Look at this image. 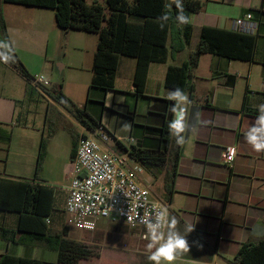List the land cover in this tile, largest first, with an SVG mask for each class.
<instances>
[{
	"label": "crops",
	"instance_id": "0c3cea01",
	"mask_svg": "<svg viewBox=\"0 0 264 264\" xmlns=\"http://www.w3.org/2000/svg\"><path fill=\"white\" fill-rule=\"evenodd\" d=\"M198 1L201 3L200 9L190 12L189 16V23L193 27V35L190 45L175 57H172L170 52H168L167 60L163 63L153 62L149 65L143 96H138L136 94L134 85V75L137 64L136 59L133 61V58L121 56L115 77L114 90L107 92L104 91L103 105L99 118L94 115V112L87 110L95 120L101 121V127L105 131L113 135L116 141H119L128 149L129 146L126 144L127 138L130 136H133L136 139L137 147L156 148L160 146L161 128L164 120L167 119L166 113L163 112V101L169 100L168 93L171 91L165 86L167 71L170 67L181 66L189 59L190 55L198 46L203 27L234 31V21L238 17L248 13V10H258L261 11L259 15L261 25L257 36V43L259 38L264 39V0ZM234 1L236 2L232 3ZM14 50H17L15 46ZM80 50L82 51L81 48ZM93 51L94 52L91 50L92 61L96 49ZM236 61L239 60H231L212 54H203L200 58L198 68L193 73L194 75L192 79L195 84L194 95L196 102L193 104L191 103V106L197 105L200 107L199 117L195 127L191 129L188 135L186 133L185 143L180 146V158L176 175L174 177L173 188L174 193L179 192V187H184L185 190H183V193L185 195L195 196L200 199V197H203L204 182H209V179L200 178L202 170L206 171L205 166L210 162L224 164L222 155L225 148L229 146L236 147V158L232 167L229 168V175H225V178L228 177V189L224 201L223 213L225 217L224 221L227 220V215L229 213L233 217L234 215L228 208L230 205H235L236 207L241 208V210H244V220L241 224H236L237 220L228 222V224L237 225L236 229L240 230V233L237 236L235 233L231 235L229 231H227V234L230 236H224L222 234L224 222L222 223L218 245L221 250L225 247V251L222 252V256H220V254L215 255L214 260L216 261L220 256L225 264H232L231 261H233L243 243L256 242L260 238L253 235L252 230L254 226L259 225L264 227V153L255 152L251 146L246 143L244 133L251 126L256 117L250 116L242 111L244 102L247 107L252 109H257V105L264 104V90L259 99H248L245 96L240 109L232 104L231 98L233 97V94H220V99L216 98L218 94L217 90L219 88L224 89V87H234L237 82L236 78L241 76L236 70ZM0 64L7 68L21 82L15 84L10 79L7 84H0V126L3 130L9 131L11 134L9 142H7L3 135H0V228L15 229L19 214L13 212V209H15L14 194L18 189V184L26 183L52 188L50 182L55 180L56 176L50 169H47L48 165L52 166V162L47 163L49 160L48 147L42 170L38 176H35L39 148L42 138L45 136L42 128L30 126L28 123L29 114L33 111V106L40 102L38 95L29 98L27 95V87L29 85L26 82L25 77L17 70L10 68L7 63L0 61ZM23 65L25 70L29 71L28 66L25 64ZM65 67L66 65L62 66V68ZM74 67L77 69L80 68L79 65H75ZM249 69L251 70V66ZM121 72L126 73L128 83L127 90H119L118 88L120 79L119 75H122ZM6 74V71L0 68V78L6 76ZM231 78H234L233 86L229 83ZM262 86L264 87V83H262ZM129 95L134 97L135 106L133 111L127 106V98ZM65 96L72 102L68 95L65 94ZM140 100H148V103H144L142 109H138ZM22 104L24 106L23 112H25L26 116L23 117V120L20 123H15V120L19 115V106ZM116 106L122 107L126 109V111L119 110V113H121L119 114L116 112ZM78 107L83 106L79 105ZM51 112H57L60 116H63L68 120L73 117L68 118L64 113V109H62L59 104H55L52 100H50V103L46 104L45 121L48 120V115H50ZM114 113H118L119 118H124L131 124V132H128L127 134H118L117 126L110 128V124L108 125L105 120L108 116H111ZM125 114L128 116L132 115L133 118L132 116L126 117L124 116ZM187 119L188 115L186 117V123ZM70 122H74L78 125V127L81 128V131L80 133L71 135V151L69 154V163H67V168H69V170L68 175L65 176V179L68 180L69 183V172L74 160V157H71L73 136L80 137L84 130H88L86 127L78 123L74 117ZM138 127H140V130L137 129ZM54 139V136H52L49 142H52ZM175 144V138L172 136L169 149H173ZM113 146L115 147L116 145L113 144ZM203 163L205 166L201 167L200 164ZM53 165H56V162H54ZM170 167L171 163L169 160L165 165L163 172L159 174V180L162 182L163 194H165V176L170 170ZM216 179L211 180L210 182H218ZM195 181H198L199 185L194 189L192 188V183ZM52 189L54 191V210L56 193L54 188ZM63 193L64 194L61 197V208L59 209L63 214H66L68 186ZM53 210L51 215L47 218V223L49 224L52 233H60L59 224L63 221L60 217L62 214L58 212L56 215L53 213ZM235 216L238 217L240 215L237 214ZM201 233L209 234V232L203 230ZM21 236L22 234H18L17 237L20 238V240L25 239V237ZM26 239L28 240L29 238L27 237ZM203 243L206 246L208 245V242L206 241H203ZM5 254L33 259L44 262L45 264H57L59 257L58 252L47 248L42 243H17L10 240L0 239V257ZM214 264L217 263L215 262Z\"/></svg>",
	"mask_w": 264,
	"mask_h": 264
},
{
	"label": "trees",
	"instance_id": "16d2710c",
	"mask_svg": "<svg viewBox=\"0 0 264 264\" xmlns=\"http://www.w3.org/2000/svg\"><path fill=\"white\" fill-rule=\"evenodd\" d=\"M11 4L47 8L55 11L57 25L64 30H77L98 35V43L93 59V76L91 87L113 91L115 77L121 56L134 58L137 61L134 85L136 94L143 96L147 80L149 65L153 62L163 63L167 60L168 52L172 57L181 53L190 45L193 27L188 22L180 24L175 17L181 14L173 0H106L107 9L100 3L88 4L86 0H2ZM171 5V8L167 6ZM183 15L188 18L190 12L201 7L198 0H182ZM169 12L171 19L161 21L159 18ZM260 18L261 11L248 10ZM163 23V27L161 24ZM257 35H248L236 31L222 30L212 27H203L196 50L181 66L170 67L166 74L165 86L170 90L180 88L188 93L190 103H195V84L193 73L198 68L203 54H212L231 60L254 62L257 45ZM9 40L3 22L0 19V40ZM19 69L25 78L32 76L19 64L14 53V62L9 63ZM264 64V62H263ZM18 71V72H19ZM234 85V78L229 81ZM63 85H53L48 89V96L72 114L74 119L89 131L94 132L101 127V121L95 120L87 111L86 106L74 105L63 92ZM27 95L32 98L39 95L30 86ZM164 111L167 119L161 128L160 146L156 148H143L132 145L126 148L116 141L115 149L128 154L129 157L141 164L146 170L161 174L170 160L171 167L165 176V193L171 198L174 188V177L179 164L180 146L175 144L169 149L172 136L168 130V122L173 119L171 107L173 102L164 100ZM103 105V102H102ZM242 111L250 116L258 115L257 109L246 106L244 102ZM0 135L7 142L11 134L0 126ZM79 137V136H78ZM77 136H73V149L71 157H75L78 144ZM47 154V141L43 137L35 169V176L42 170ZM171 195V196H170ZM54 191L52 188L19 183L14 194L15 209L19 214L15 229L0 228V239L12 242L42 243L47 248L58 252L57 264H76L80 260L99 258L89 250L82 248L75 241L67 238V228L61 233H52L47 218L53 210ZM264 224V220H263ZM18 234L25 239L20 240ZM29 238L28 240L26 238ZM27 240V241H26ZM232 264H264V236L256 242H245L241 245ZM0 264H45L44 262L21 258L5 254L0 257ZM151 264V262H150Z\"/></svg>",
	"mask_w": 264,
	"mask_h": 264
},
{
	"label": "rangeland",
	"instance_id": "374dc122",
	"mask_svg": "<svg viewBox=\"0 0 264 264\" xmlns=\"http://www.w3.org/2000/svg\"><path fill=\"white\" fill-rule=\"evenodd\" d=\"M128 1L130 3L134 2V0ZM86 2L88 4L94 2L100 3L108 12L109 8L106 0H86ZM0 19L5 26L8 39L13 42L18 50H14V53L19 64L23 68V64L28 66L29 71H26V73L32 77L44 75L51 83L48 89L53 85L62 84L64 93L70 97L74 105L86 106L88 111L94 112V115L99 118L105 92L102 89L90 86L93 74L91 50L94 52L93 50L96 49L98 35L60 28L56 23L55 11L52 9L11 4L2 2V0H0ZM132 60L135 61L134 58ZM263 62L264 39L259 38L254 62L236 61V70L241 76L236 78L237 82L234 87L219 88L216 98L220 99V94H233L231 98L232 104L239 109L245 96L248 99L261 98V93L264 90L262 86V83H264ZM7 65L19 71L17 67L11 64L7 63ZM65 65L66 67L62 68ZM75 65H79L80 68L77 69L74 67ZM250 66L251 70L249 69ZM0 68L4 69L7 73L6 76L0 78L1 85L7 84L10 79L15 84L21 83L3 65L0 64ZM121 73L122 75H119L118 88L119 90H127L126 73ZM49 98L52 100L51 97ZM38 99L40 102L33 106V111L29 114L28 124L44 130V136L49 149V160L47 163L52 162V166L48 165L47 169H50L56 176V179L50 182L56 193L53 213L56 215L58 212L61 213L60 217L63 219L62 223L59 224V231L61 233L63 228L66 227L68 239L75 241L82 248L92 252L93 255L99 256V258H92L91 260H80L76 264H150V261L147 259L149 252L146 245L148 242L139 239L138 231L130 229L125 224L118 223L119 218L115 214L111 216V219H115L116 223H112L109 220H100L98 228L92 232L75 230L67 225L66 214H63L59 208H61L63 192L69 186V181L65 179V176L68 175L69 170L67 163H69L71 151V135L80 133L81 128L74 122H70L73 117L62 106L60 107L64 109L65 115L68 118L72 117L70 120L60 116L57 112H51L48 115V120L45 121L46 104L50 103V101L40 94L38 95ZM127 99V106L133 111L135 106L134 97L129 95ZM144 103L147 104L148 100H140L138 109H142ZM190 106L191 103L185 105L187 115ZM115 108L118 113L120 112L119 110L126 111V109L119 106ZM23 110L24 106L22 104L19 106V115L15 123H20L23 117L26 116ZM118 113L108 116L105 121L108 125L110 124V128L117 126L118 134H127L128 132H124L121 129L122 124L128 121L124 118H119ZM124 116L127 117L128 115L125 114ZM137 129L140 130V127ZM52 136L55 139L49 142ZM103 146L105 148V145ZM108 146L110 149L123 155L128 161L130 160L127 153L123 154L121 150L115 149L113 144L110 143ZM54 162H56V165H53ZM200 165L201 167L205 166L204 163ZM205 167L206 171L202 170L200 178L209 179V182H204L203 197H200V199L195 196L185 195L183 193L184 187H179V192H174L172 196L170 195L171 198H169L166 193L163 194L162 192V182L159 180V174L154 171L150 172L145 168L143 169L144 173L142 177L148 180L151 188L162 196L168 207L169 216H174L178 221L177 230L181 234H184L186 224H195V230L187 235L190 244L189 253L183 254L174 264H214L215 262L217 264H225L222 257H220L223 255L222 252L225 251V247L221 250L218 245L222 223L224 222L222 233L224 236H230L227 234V231L231 235L235 233L236 236L240 233V230L236 229L237 225L228 224V222L237 220L236 224H241L244 220V210L235 205H230L228 209L234 216L232 217L229 213L227 220L224 221L223 206L228 189V177L225 178V175H229V168L231 167L216 162H210ZM214 179L218 180V182H210ZM198 185L199 182L195 181L192 183V188L195 189ZM237 214L240 216H235ZM202 230L209 232V234L201 233ZM203 241L208 242V245L206 246ZM217 254H220V256L215 261L214 257Z\"/></svg>",
	"mask_w": 264,
	"mask_h": 264
},
{
	"label": "built area",
	"instance_id": "2783aa9c",
	"mask_svg": "<svg viewBox=\"0 0 264 264\" xmlns=\"http://www.w3.org/2000/svg\"><path fill=\"white\" fill-rule=\"evenodd\" d=\"M260 25V19L248 12L234 21V31L257 35ZM25 80L50 101L48 88L51 83L44 75ZM110 143L116 145L113 135L103 128L94 132L84 130L80 135L69 172L67 225L75 230L92 232L98 228L100 220L116 223L111 219L115 214L119 218L118 223L138 231L139 239L146 241L143 238L146 232L144 222L153 215V205H161L167 210L168 207L162 196L142 177L144 167L131 157L128 161L110 149ZM136 144L135 138H127V146ZM232 149H235L234 154ZM236 155V147L225 148L222 155L224 164L232 167Z\"/></svg>",
	"mask_w": 264,
	"mask_h": 264
},
{
	"label": "clouds",
	"instance_id": "9594fccd",
	"mask_svg": "<svg viewBox=\"0 0 264 264\" xmlns=\"http://www.w3.org/2000/svg\"><path fill=\"white\" fill-rule=\"evenodd\" d=\"M173 2L181 13L175 17L176 21L180 24L188 23V18L182 14V0H173ZM167 7L171 8V5ZM159 19L168 21L171 19L170 13L165 12ZM163 26L162 23L161 27ZM0 61L4 63L14 62V44L12 41L0 40ZM168 99L173 102L171 107L173 119L168 122V130L170 135L175 138L176 144L182 146L185 143V134L190 132L193 127V125L186 123L187 109L185 105L190 103L189 97L182 89L175 88L169 91ZM257 111L258 115L244 133V139L255 152L264 153V104L257 105ZM121 130L131 132V124L123 123ZM231 151L233 154L235 153V149ZM144 223L146 232L143 238L148 242L146 245L149 252L147 259L151 264H174L183 254L189 253L190 244L187 235L195 230V224H186L184 234H181L176 227L178 223L176 218L170 217L167 208L161 205H153V215ZM200 246L202 247V245Z\"/></svg>",
	"mask_w": 264,
	"mask_h": 264
},
{
	"label": "water",
	"instance_id": "95a60500",
	"mask_svg": "<svg viewBox=\"0 0 264 264\" xmlns=\"http://www.w3.org/2000/svg\"><path fill=\"white\" fill-rule=\"evenodd\" d=\"M199 111H200V107L197 105H192L189 108L187 123H189L190 125H193V127L191 129H193L195 127V125L198 121ZM189 133L190 132H188L187 135ZM252 233H253V235H255L257 237H262V236H264V227L256 225V226H254Z\"/></svg>",
	"mask_w": 264,
	"mask_h": 264
}]
</instances>
